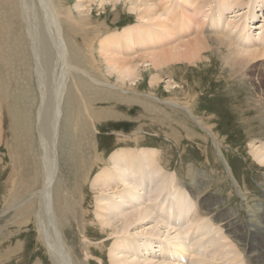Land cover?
Returning <instances> with one entry per match:
<instances>
[{
    "label": "bare ground",
    "instance_id": "1",
    "mask_svg": "<svg viewBox=\"0 0 264 264\" xmlns=\"http://www.w3.org/2000/svg\"><path fill=\"white\" fill-rule=\"evenodd\" d=\"M0 1L4 3L2 14L8 17L3 35L0 33V64L7 69V74L14 75L9 71L13 64L12 59L15 57L14 49L17 59L23 62L26 68L25 72L29 75V83H27L29 84V119L27 116L25 118L16 113L14 100L9 96L8 85L5 88L0 86V141L6 132L5 128L8 122L12 130L14 125L11 124L15 122L19 124L18 126L23 127L22 129L25 131V133L22 132L23 136L29 139V142L32 141V133H36L38 147L34 163L36 172H34V178L30 183L24 182L25 184L23 180L12 181L7 204H11V207L16 209L15 212L18 210L17 213H23V215L26 213L25 217L29 215L27 210L35 209L32 216H34L36 233L50 264H87L85 259H80L75 246L67 238L66 231L69 227L74 226L79 233L85 234L86 232V228L81 226V221L79 223L75 216L81 213L82 217L87 213H84L82 209L85 197L80 190L85 188L86 176L88 178L89 172L94 171V169L92 171L90 169L93 167V163L95 166L102 163L103 168L94 175L92 174L91 180L89 177L87 183L89 182L93 189L99 191L115 187L123 188L124 195L127 196V198L123 197V201L134 202L136 219L142 220L148 216L153 219L155 224L163 227L161 222L152 216L151 213H153L171 229L176 228V221L182 222L179 229H174L177 231L175 236H178L179 244H176L175 247L159 245L160 254L181 260L182 256L189 257V254L192 253V258L185 260L188 264H208L200 259L204 257L208 261L209 255L201 254L210 250L219 237L215 234L209 235V232H206L204 227L197 223L193 230L191 227V224L194 223L192 217L216 214L218 221L209 216L212 220L211 223L218 222L226 231V236L243 254L244 263L264 264V201L262 202L263 207L261 204H257L258 208L251 210L246 221L239 222L232 209L220 210L217 208L219 197L205 193L207 181L204 175L189 174L186 186L192 194L185 193L186 191L181 192L178 190V177L176 178L173 172L165 171L166 169L160 165L159 152L156 148L150 146L119 147L109 154L107 162L103 160L102 154L97 152L93 134V130L97 131L98 129L95 121L107 116L106 112L97 108V104L116 101L119 99L117 94L121 96L120 100L127 99L126 94L132 87H127L125 78L131 80L130 85L134 84L137 88L139 86L137 84L141 83L138 80H141L143 76L142 68H140L143 64L148 66L147 70H156V74H153L149 81L154 86H158V80L163 76L161 73L163 74L168 68L176 66L180 61L189 64L195 63L204 57L203 53L207 50H215L224 54V62L232 63L234 67L243 69V72H247V68L252 70L258 60L264 59V0H207L211 5L208 7L209 11L205 12L202 11L203 5L198 4L196 0H173L176 3L167 6L168 0ZM120 2L126 5L138 20L124 26L125 28L122 27L103 36L97 41L98 47L95 48V36L102 34V27L106 26L105 30L109 28L106 22L93 24L91 4L97 3L104 9L106 4L116 7ZM181 4L186 11L188 6V15L185 17H182L180 11L177 12V8L181 7ZM164 6L166 13L174 17H161L160 13ZM212 6H215V9L211 11ZM226 13L229 18L241 19L239 21L228 19L227 22L224 19L226 27H223L219 18L221 17L222 21V17ZM198 14L202 16V19L197 18ZM258 17H261V20L256 22ZM203 19H205V27ZM170 26H173L174 32H178V37L181 39L173 42ZM231 27L237 30L233 33L234 30ZM203 28L204 32H202ZM191 30L195 35L188 39L184 33ZM211 32H216L219 36L211 35ZM80 34H82V38H80ZM142 48H147L145 53L136 56L130 55L131 52ZM149 48L152 50H148ZM103 61L108 65L109 75L113 72L117 73L116 84L112 83L109 75L105 76L102 73L103 63L101 64V62ZM0 74L2 75V70ZM172 92H176V90L170 91V93ZM148 96L157 99L152 94H148ZM165 101L174 107L181 106L193 120L196 119L185 105L173 100ZM195 121L201 124L198 119ZM203 127L208 131V128ZM66 132L69 135H65ZM13 134L15 135V133ZM66 137L73 138L71 144L77 147L73 161H75L78 171H75L73 186L68 185L64 175L60 172L59 161L61 159L59 160V157H62L63 145L71 142ZM121 141L123 140L121 139ZM25 144L28 146L27 143ZM258 147L251 150V155L256 162L264 166V152ZM88 148L93 150L91 156L94 153L92 164L82 152ZM31 150L33 151V148ZM63 154L65 153L63 152ZM68 155H70L69 152ZM77 158L81 164L77 162ZM234 180L237 187V179L234 178ZM19 186L24 187L23 190L29 195L28 200H20ZM135 186L142 190L137 191ZM134 192H137L135 197L133 196ZM194 194L197 195L202 205L194 206L195 210L192 211L191 201L196 199L191 201L190 199ZM135 198H139V201H142L141 204L137 203ZM147 200L158 203L156 207L143 206L142 203ZM18 204H21L22 207ZM108 214L104 219L98 221L103 231L108 229L110 232L106 233L110 234L127 229L130 222L127 218H123L119 226L113 221L111 227H108L112 218ZM189 218L191 221H188ZM27 220L23 219L21 222L25 223ZM84 221L85 219L82 220V223ZM151 228L144 227L142 231H148ZM167 233L168 231L165 232V235ZM149 234L153 236L154 232L151 230ZM205 234H208V238L204 241L202 237ZM197 235L198 237H196ZM193 236L195 238L194 241H191L192 244L185 245L190 241H187L186 238L190 239L189 237ZM184 240L187 241L185 244ZM123 244L124 250H127L128 243L126 241H121L119 244L116 242L114 245L117 251L124 256L119 261H111V257L115 254L109 251L108 256L112 264H122L126 261ZM137 245L135 244L137 246L135 251L151 246L150 242ZM114 247L111 250H115ZM81 248L83 255L97 254L96 250L85 242L81 243ZM225 250V247L219 246L218 253L215 251L212 256L217 254L222 258L225 257L224 264H238L235 261L238 259L227 257L228 251ZM184 252L189 254L185 255ZM195 257L196 260H191ZM127 259L128 263L140 264L134 259ZM141 264L162 263L144 262Z\"/></svg>",
    "mask_w": 264,
    "mask_h": 264
},
{
    "label": "rangeland",
    "instance_id": "2",
    "mask_svg": "<svg viewBox=\"0 0 264 264\" xmlns=\"http://www.w3.org/2000/svg\"><path fill=\"white\" fill-rule=\"evenodd\" d=\"M70 1L74 2L76 0ZM196 2L203 5V12L207 11L211 5L210 1L207 0H196ZM174 3L176 2L168 0L166 6ZM0 4V33L3 35L8 17L2 14L4 3L0 1ZM181 7L178 6L177 12L180 11L183 15L182 17L187 16L188 6L187 11L183 8L182 4ZM165 9L166 7L164 6V9L161 10L160 15L162 18L174 17L167 14ZM214 9L215 6H212L211 11ZM91 13L92 19H94L93 24L106 22L109 28L105 30L106 26L102 27V34L98 35L99 37L95 36V48L98 47L97 41L103 36L138 20L135 14L128 10L127 6L121 2L116 7L106 4L104 9L98 6L97 3H93L91 4ZM226 15L227 13L222 17V21L221 17L219 18L223 27H226L225 22L228 19L233 21L241 19L229 18ZM197 18L202 19V16L198 14ZM204 20L203 26L205 27ZM258 20H261V17H258L256 22ZM170 28L172 30L170 33H173V42L181 39V37H178V32H174L173 26H170ZM231 29L234 30L233 33L237 30L232 27ZM202 32H204V28ZM192 35H195L192 30L184 33V36L188 39ZM211 35L219 36L216 32ZM81 36L82 34H80V38H82ZM166 42H168V39H166ZM8 46L11 47L10 45ZM146 49L142 48L133 51L130 55L136 56L145 53ZM148 50L152 49L149 48ZM13 51L15 57L12 59L13 64L9 71L10 73L13 72L14 75L7 74V69L0 64V72L2 70V75L4 74L3 77L0 74V86L5 88L8 85L9 96L14 100L16 113L25 118L27 116L29 119V84H27L29 83V75L25 72L26 68L23 62L17 59L14 49ZM211 51L207 50L203 53L204 57L202 59L192 64L185 61L177 62V67L172 66L163 72V74L161 73L163 76L158 80V86H154V84H150L149 82L150 77L156 74V70H147L148 66L143 64L140 67L142 68L143 80H138V82L141 81V85L137 82L139 86L136 88L134 84L130 85L131 80L125 78L127 80V84L125 83L128 85L127 87H132V89H129L128 94H126L127 99L120 100L121 96L117 94L118 100L97 104V108L102 109L104 113L106 112L107 116L95 121L98 129L97 131L93 130V134L97 152L102 154L103 160L107 162L109 154L119 147L139 148L141 146H150L156 148L159 152L160 165L166 169L165 171L173 172L176 178L178 177V190L181 192L186 191L185 193L192 194L186 186L189 174L204 175L207 181L205 193L219 197L217 208L220 210L232 209L233 214L239 222H245L246 217L251 214V210L257 209V204H261L263 207L262 202L264 201V166L256 162L251 155V150H255L257 146L264 152V59L258 60V63L252 67V70L246 67L247 72H243V69L234 67L232 63L224 62V54L215 50ZM101 64L102 73L108 76V65L104 61ZM19 72H22V74H19ZM109 76L112 79V83L116 84L118 80L116 78L117 73L113 72ZM22 78L24 80L23 83V80H20ZM172 90H176V92L170 93ZM148 94L154 95L157 99L148 96ZM165 100H173L181 105H185L191 111L193 117L196 118L195 120L198 119L201 124L196 123L181 106V108L179 106H171ZM28 119L27 122L29 121ZM8 124L5 128L6 132L3 134L4 137L2 136L3 139L0 141V264H50L45 249L36 233L34 216H32L35 213V209L27 210L26 212H29V215L25 217L26 213L24 215L23 213H17L18 210L15 212L16 209L14 210L11 204H7L12 181L23 180V183H30L35 176L34 163L37 158L36 148H38L36 133H32L31 138L33 142H29V139L23 136L25 131H23L22 126H18L19 124L14 122L11 124L14 125L12 130ZM203 126L208 128V131ZM64 134L69 135L68 132ZM66 139H70L71 142L63 145L64 151H62L65 154L62 152L61 156L63 158L59 157V160H62L59 161V164L60 172L64 175L68 185L71 186L75 181V171H78L75 161H73V155L77 147L71 144L72 140H74L73 138L66 137ZM77 140L79 139L77 138ZM79 145L81 147V144ZM29 146L33 148V151ZM68 152L70 155H68ZM82 152L88 161L93 160L94 153L91 156L93 150H89L88 148V150ZM77 162H80L79 159ZM92 166L90 169L91 171L94 169V171L89 172L90 174L88 173L89 177L103 168L102 163L99 166H95V163H93ZM88 178L86 176L85 188L80 190L85 197L82 202L83 208H81L84 210V213H87L82 217L80 216L81 213L75 216L79 220V223L81 221V226L86 228V232L85 234L79 233L74 226L69 227L66 231V236L75 246L80 259H85L87 264H100L101 262L112 264L108 256L109 251L115 254V256L111 257V261H119L124 256L117 251L114 245H116V242L119 244L121 241H126L128 243L127 250H124V244L122 245L126 257L134 259L140 262V264L144 262L188 264L179 258L168 257L159 252V245L161 244L169 245V247H175L176 244H179L178 236H175L177 232L175 230L179 229L178 226H175V230L167 227L160 218L150 211L152 216L156 220H159L163 227L155 224L153 219L148 216L142 220L136 219L134 202L123 201V197L127 198L124 195L123 188L115 187L110 190L99 191L98 189H93L89 182L87 183ZM234 178L237 179V187ZM135 187L137 191L142 190L137 186ZM23 188V186H19L18 188L20 189V200L26 201L29 195H27V192ZM136 193H133L134 197ZM193 196L191 197L192 199L189 197L190 201L196 199L195 201H191L193 204L192 211L195 210L194 206L197 205L198 207L200 204L202 205L197 195L194 194ZM135 201L139 204L142 202L139 201V198H135ZM157 203V201L147 200L142 204L146 207H156ZM19 205L22 207L21 204ZM202 210L204 211L203 206ZM107 214L109 217H112L107 225L108 227H111L113 221L119 226L121 225V220L127 218L130 221L126 227L127 229L107 234L106 232L110 231L108 229L103 231L98 222L104 219ZM209 216L214 219L218 217L216 214L201 215L200 217H196L195 215L192 217L191 215L194 220V223L191 224L193 230H195L197 226L195 224L197 223L198 225H202L205 231L209 232V235L215 234L219 237L210 250L201 254L209 255L208 261L204 257L200 260L208 262V264H224L225 257L222 258L217 254L212 256V253L219 251L220 246L221 248L225 247V251H228L227 257H235L238 259L235 260L238 264H245L243 254L238 251L230 238L226 236V231L218 222L211 223L212 220H210ZM23 219L28 220L22 223ZM84 219L85 221L82 223ZM188 221H191V218ZM144 227H152L148 231L152 230L154 232L153 236L149 234L150 231L149 233L147 230L143 232L142 228ZM167 231L168 233L165 235ZM199 236L201 237V235ZM189 238H186L187 241L190 240L188 243L184 240L185 245L192 244L191 241H194L195 236ZM207 238L208 234H205L202 240H206ZM83 242L95 249V253L97 254L83 255L81 253L83 252L81 248V243ZM146 242H150L151 246L135 251L138 246L137 244L144 245ZM113 247L115 250H111ZM184 254L187 255L189 253L184 252ZM126 257V261L122 264H131L128 263ZM188 258H192V253L189 254ZM191 260H196V257Z\"/></svg>",
    "mask_w": 264,
    "mask_h": 264
}]
</instances>
